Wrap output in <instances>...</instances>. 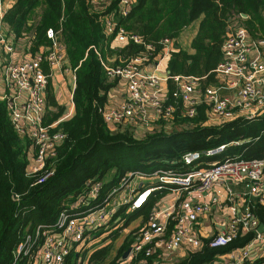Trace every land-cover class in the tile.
<instances>
[{"label":"trees","instance_id":"trees-1","mask_svg":"<svg viewBox=\"0 0 264 264\" xmlns=\"http://www.w3.org/2000/svg\"><path fill=\"white\" fill-rule=\"evenodd\" d=\"M102 6L91 9L90 0H12L2 12L1 20L7 25L12 41L24 38L31 51L46 44L47 26L59 28L68 61L76 68L71 93L73 111L59 122L64 137L55 148L53 173L43 182H36L34 175L25 173L31 149L29 139L14 131L5 102L0 100V264H26L27 256L15 257L14 249L37 223L48 227L60 211L78 215L104 204L117 190H127L129 181L138 175L137 184L130 186L134 192L152 187L143 202L130 207L129 201L119 200L108 219L93 229V232L104 230L111 223L113 230H109V238L113 240L120 222L125 227L130 221L138 220L123 235L113 255L105 260L110 248L107 243L92 250L86 262L115 264L123 260L124 251L131 248L147 224L155 199L179 188L175 182L159 180V175L177 176L195 166L264 156V114L207 122L206 104H197L195 113L188 116L183 113L180 100L174 99L172 115L154 119L148 128L130 123H114L109 127L102 117L108 92L118 79L109 76L103 64L121 65L137 53L146 55L144 63L156 61L162 54L163 39L168 38L174 46L166 61L168 75L191 74L202 85L214 83L221 43L234 20L242 23L250 36H264V0H130L125 15L117 13L116 0H108ZM109 15L114 27L121 25L136 33L141 42L111 44L112 33L107 34L103 24ZM193 22H196L195 31L188 47H182L177 37ZM172 87L167 79L168 91ZM46 101L53 107L49 108L52 117L62 113V106L52 95L47 94ZM219 144H224L221 150L204 153ZM189 151H198L199 157L185 163L182 156ZM96 181L99 186L92 195L89 189ZM114 188L116 192L110 193ZM251 211L258 223L264 224V208L255 206ZM167 219L173 226L174 219ZM253 235L252 230L237 231L230 241L218 246H209L210 238H200L199 246L188 248L182 257L168 264L209 262L217 254L244 246ZM158 249L154 248L147 256L139 252L131 256L130 262L139 259L150 264L159 257ZM262 261L264 256L243 264Z\"/></svg>","mask_w":264,"mask_h":264},{"label":"built area","instance_id":"built-area-1","mask_svg":"<svg viewBox=\"0 0 264 264\" xmlns=\"http://www.w3.org/2000/svg\"><path fill=\"white\" fill-rule=\"evenodd\" d=\"M105 4L108 0H95ZM130 0H116V11L125 15ZM0 0V14L4 8ZM104 31L112 33L110 43L120 45L127 41L141 42V38L134 32L128 31L121 25L114 27V20L109 15L104 18ZM59 28L47 26L44 35L45 45L35 51L28 49V42L21 49L19 58H3L0 62V100L5 102L9 121L14 131L19 135H26L31 149L25 168L26 174L36 177V182H43L52 175L53 157L56 145L64 137V131L59 122L66 118L69 109L56 119L46 122L44 119L45 88L48 77L53 68H61L65 52V45L58 34ZM11 37V35H10ZM162 54L172 50L171 39H163ZM13 41L6 39V34L0 30V48L5 53L13 51ZM148 46V45H147ZM147 57L137 53L125 63L117 66L103 64L109 76H117L124 82L125 96L123 100L110 107H103L102 117L106 123H130L148 125L154 118L170 117L174 110V99L181 102L182 111L188 116L195 113L196 105H207L205 113L208 118H215L217 122L226 121L236 116L251 117L264 114V36H250L243 26H229L221 43V59L214 67L216 81L210 84H200L198 78L191 74H171L167 71L159 75L155 72L156 61L145 62ZM155 64L151 71H146L144 65ZM75 68L71 75L72 84L75 80ZM169 79L172 90L161 91L160 82L166 84ZM221 87L234 89V95L220 92ZM73 88V87H72ZM170 97V99L168 98ZM72 100L70 108H72ZM151 114L155 117H151ZM219 144L214 148L204 150L205 154H213L223 148ZM199 157L198 151L185 152L182 159L185 163L192 162ZM264 174V156L253 158H231L221 162H214L209 166H195L181 175L172 176L162 173L159 180L179 184V190H184L186 196L170 207L161 211L162 217L174 219L171 234L164 238L165 225L157 218L154 208L151 210L147 224L140 230L136 241L127 250L129 258L141 252L149 255L154 248H163L166 251L186 243L197 247L200 240L189 231L187 220H194L208 207V203L192 201L190 191L203 192L213 183L221 182L230 193L231 188L225 184L226 179L234 182H243L250 193H257L259 182ZM99 182H94L89 189L92 195L96 194ZM152 187L133 191L130 187L127 197L123 201L130 202V207L139 206ZM116 192V188L110 193ZM17 199L16 194H12ZM218 193H211L209 202L219 203ZM115 196L104 204L87 209L78 215H70L60 211L53 223L46 227L37 223L17 243L14 256H27L26 264H80L81 249L87 240L93 239L95 226L104 223L117 204ZM177 207V213L174 211ZM258 219L250 208H244L242 213L233 215L223 224L217 233L210 237L209 246L224 245L237 231L254 232L253 237L242 247L232 250L222 264H243L249 258V247L259 242L264 248V232H258ZM81 244V245H80ZM80 247L77 249V247ZM88 245V244H86ZM84 257V253H82ZM129 261V263H128ZM124 258L115 264H145L142 260L130 262ZM151 264V263H150Z\"/></svg>","mask_w":264,"mask_h":264},{"label":"crops","instance_id":"crops-1","mask_svg":"<svg viewBox=\"0 0 264 264\" xmlns=\"http://www.w3.org/2000/svg\"><path fill=\"white\" fill-rule=\"evenodd\" d=\"M11 2L12 0H3L4 5L2 6V8H6L8 5H10ZM90 2L92 7L91 9L98 10L99 8L103 7L102 6L103 4H100L95 0H90ZM1 15L2 14H0V30L6 34L7 40H11L9 29L5 24V22L1 20ZM192 24H195L196 26V22L189 24L182 30V32L177 37V43L182 47H188L189 40L195 31V26H192ZM188 29L191 30L188 31ZM185 30L186 32H184ZM27 32H31V31H27ZM25 43L26 42L24 38H21V40L13 42L14 46H13V51L11 53H5L0 48V62L4 60L3 59L4 57L8 58L10 56L12 58H19L22 54L21 49L24 48L23 46ZM173 47L174 46H172V48ZM168 55L169 53L163 54L156 61L157 62L156 65L155 64L144 65L145 70L151 71L155 65V72L159 75L163 74L166 71L165 67H166V61ZM63 60L64 61L62 63L61 68L59 67L53 68L47 80V84L45 88L46 109L44 112V119L46 122L56 119L61 114L65 113L68 109L70 111L69 115L72 114L73 111V106L72 108H70L71 93L73 87L71 75L73 73V66L75 64L73 63L71 64L68 61V57L66 54H64ZM159 85L161 91L166 94L167 81L166 84H164V82L161 81ZM0 91H2L1 85H0ZM220 92L234 95L233 88L221 87ZM47 94L52 95L56 103L62 106L63 108L62 113H60L57 117H52L51 112H49L50 110L49 108H53V107L47 105V101H46ZM124 96H125L124 82H122L120 79H117L116 84L108 92L107 101L104 107L106 108L117 104L118 102L123 100ZM151 117H155V115L151 114ZM207 122H217V120L215 118H208ZM107 125L110 127L112 124L107 123ZM129 125L134 126L135 124H129ZM135 126L148 128V125L142 126L136 124ZM133 177H137L138 178L137 180L139 181L140 176L137 175ZM137 180L131 179L129 183H132L134 184L133 186H135L137 184L135 183ZM225 184L231 188L230 193L227 192V190L224 188V184H222L221 182L213 183L208 190H205L203 192H197L196 190L193 189L190 191L189 196L191 197L192 201L206 202L209 204L207 209H205L203 213L197 216L194 220L186 221V224L189 227V231L195 236H197L199 240L200 238H210L211 236H213L221 228H223V224L224 223L226 224L233 215H238L242 213L245 207L251 209L255 206H261L262 208H264V174L262 175L261 180L259 182L258 191L257 193L254 194L247 191V187L244 185L243 182L240 181L234 182L230 179H226ZM125 193L126 190L119 189L114 194V196L118 201L119 200L123 201L124 198L121 196L122 194L123 196L126 195ZM181 193L182 191L179 190V188H174L163 193L161 196L155 199L154 210L157 213V218L159 219L160 222H162L165 225L162 234L164 238L168 237L171 234L173 226L169 225L168 219L162 217L161 211L166 207H170L171 205H173L176 202V200H180L179 196L181 197V199L186 196L185 191L184 194ZM211 193L219 194L220 202L218 204L209 202V196ZM131 222L132 221H130L128 225H126L125 227H129V224ZM123 235L121 236V238L123 237ZM121 238L117 241V244L115 245V248L111 252V255L114 254L116 247L120 242ZM188 248H193V247L189 244L181 243L179 246L172 249L171 251H166L163 248H159L158 250H160L161 253L157 259L151 262V264H168L171 261H175L176 259L182 257ZM235 248H232L227 252L217 254L214 256V258L211 261L203 264H222L225 262V260L228 259L230 252L232 250H235ZM124 252H126V250ZM82 255L83 254H81V258L83 259ZM262 256H264V248L262 247V245L259 242H254L253 244H251L249 247V258L247 262H251L253 259ZM129 257H130L129 253L126 254L123 253V258L126 261L130 260ZM260 264H264V261H262Z\"/></svg>","mask_w":264,"mask_h":264},{"label":"rangeland","instance_id":"rangeland-1","mask_svg":"<svg viewBox=\"0 0 264 264\" xmlns=\"http://www.w3.org/2000/svg\"><path fill=\"white\" fill-rule=\"evenodd\" d=\"M192 26H195V24H192ZM232 26H243L242 23L240 22H237L236 20L233 21L232 23ZM187 30V29H186ZM186 30L184 32H186ZM191 30V29H188V31ZM219 122V121H218ZM123 125H126L125 123H123ZM132 179H138L137 177H133ZM130 182V181H129ZM134 184L132 183H129V186H127V190H126V195L122 196L123 198H126L127 197V194H128V190L131 187H134L133 186ZM138 220H133L130 224H129V227H121V222L119 223L120 225V228H119V232H118V235L115 239L113 240H110L109 238V230H113L112 229V225L111 223L108 225L109 227L108 228H105L104 230L102 229H98L96 230L94 233H93V239H90V240H87V242L82 246V249H81V254L85 252L84 254V257L82 259V263L81 264H86L87 262V258H88V255L90 254V252L92 250H94L95 248L97 247H100L104 244H107V243H110V248H109V252H108V255L106 256L105 260L108 259L110 256H111V252L113 251V249L115 248V245L117 244V241L121 238V236L123 234H125L129 228L135 226V223L137 222ZM117 224V223H116ZM101 231V232H100ZM103 231V232H102ZM88 244V245H86ZM81 245V244H80ZM80 245L77 247V249L80 247Z\"/></svg>","mask_w":264,"mask_h":264},{"label":"water","instance_id":"water-1","mask_svg":"<svg viewBox=\"0 0 264 264\" xmlns=\"http://www.w3.org/2000/svg\"><path fill=\"white\" fill-rule=\"evenodd\" d=\"M241 14L244 15V13H241ZM256 230L258 232H264V224L262 222L258 223V225L256 226ZM126 253H127V250H126V252H124V254H126Z\"/></svg>","mask_w":264,"mask_h":264},{"label":"bare ground","instance_id":"bare-ground-1","mask_svg":"<svg viewBox=\"0 0 264 264\" xmlns=\"http://www.w3.org/2000/svg\"><path fill=\"white\" fill-rule=\"evenodd\" d=\"M144 199H145V198H144ZM144 199H143V200H144ZM143 200L140 202V204L143 202ZM140 204H139V205H140Z\"/></svg>","mask_w":264,"mask_h":264}]
</instances>
